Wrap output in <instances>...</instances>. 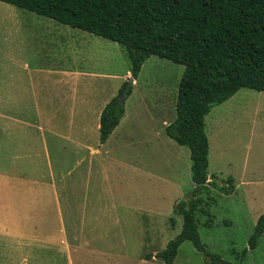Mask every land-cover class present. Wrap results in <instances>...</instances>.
I'll use <instances>...</instances> for the list:
<instances>
[{
    "label": "rangeland",
    "instance_id": "rangeland-1",
    "mask_svg": "<svg viewBox=\"0 0 264 264\" xmlns=\"http://www.w3.org/2000/svg\"><path fill=\"white\" fill-rule=\"evenodd\" d=\"M51 24L69 28L0 1V88L3 92L15 81L8 67L23 74L22 64L25 60L31 63L32 56L46 65L58 61L62 50L55 48L52 52L46 38L40 37L50 32ZM74 30L89 35L80 29ZM102 40L110 44L107 53L115 60L90 62L86 69L97 71L103 67L106 73L115 71L119 75L129 70L125 48L117 42ZM93 53L104 57V52L97 49ZM183 70L182 64L150 56L124 100V117L106 142L99 146L95 131L89 136L88 141L92 139L97 148L95 153L54 152L51 148L49 168L39 141L34 138L39 134L37 129L13 131L15 146L19 142H24L25 147L29 144V151L16 153L23 155L21 161L31 167V176L42 174L45 179L50 175L60 176L59 186L68 189L69 194V180L78 178L77 212L70 216L65 201L62 207L66 238L72 244V264H164L155 254L181 230L182 218L174 214L173 208L178 201L189 198L193 188L189 149L178 145L164 131L176 115L174 105ZM16 75L17 82L21 83L22 76ZM45 78L43 92L47 94L53 85L50 76ZM95 82L100 85L96 87V94H101L97 100L102 101L123 84V80L114 77L95 79ZM205 130L211 177L199 195L202 199L201 210L197 212L200 239L207 250L232 264H264V234L254 249L248 247L256 220L264 214V91L244 87L230 99L214 105L205 116ZM28 140L31 142L27 144ZM6 142L7 139L0 144V151L6 148ZM36 152H41L39 160L44 167L41 170L36 169L33 160ZM76 155L85 159L80 158L76 164ZM229 177L233 179L234 189L226 194L224 190L230 189ZM47 200L50 203L47 202L39 231L46 228L48 220L55 228L59 227L53 196ZM61 247L38 249L42 254L37 257V264H64ZM244 249L247 252L242 256ZM10 261L7 263L11 264ZM173 264L210 263L186 240L180 245Z\"/></svg>",
    "mask_w": 264,
    "mask_h": 264
},
{
    "label": "trees",
    "instance_id": "trees-1",
    "mask_svg": "<svg viewBox=\"0 0 264 264\" xmlns=\"http://www.w3.org/2000/svg\"><path fill=\"white\" fill-rule=\"evenodd\" d=\"M0 1L117 42L127 52L134 79L150 56L184 66L174 105L176 115L164 131L189 149L193 188L189 198L173 208L182 218L181 230L155 256L164 264H173L180 245L189 240L210 264H232L207 250L198 232L199 195L209 178L205 116L241 88L264 91V0ZM126 84L127 80L101 111L100 144L124 117V103L118 98ZM227 181L230 189L224 190L226 194L234 188L233 179ZM263 234L261 214L248 238L249 249L256 247ZM246 252L244 249L242 256Z\"/></svg>",
    "mask_w": 264,
    "mask_h": 264
},
{
    "label": "crops",
    "instance_id": "crops-1",
    "mask_svg": "<svg viewBox=\"0 0 264 264\" xmlns=\"http://www.w3.org/2000/svg\"><path fill=\"white\" fill-rule=\"evenodd\" d=\"M50 28H46L49 33L40 37L46 38L52 52L55 48L62 50L58 61L53 60L52 64L48 61L49 64L46 65L32 56L31 63L25 60L22 64L23 74L8 67L9 72L14 73L15 81L10 82L6 92L0 88V121L3 122L0 144L7 139L6 148L0 151V264H8L10 259L11 264L13 259L16 260L15 264H37V257L42 254L38 249H50L59 245L62 246L60 249L63 251L64 264H72V244L66 238V228L62 220L63 201L65 209L72 217L79 208L78 178L69 180V194L68 189L64 190L59 186L62 182L60 176L50 175L46 179L42 174L31 176V167L23 164V155L16 153L29 151L28 143L31 141H27L29 148L24 146V142L15 146L13 131L27 127L37 129L39 134H35L37 136L34 138L38 139L39 149L42 150L47 161L45 164L49 168L48 154L51 148L54 152L64 150L78 154L85 150L95 153L97 148L92 139L89 142L88 138L94 131L99 138L101 111L120 88L116 93H110L104 101L101 98L97 100L101 94H96V87L99 88L100 85L96 84L95 79L114 77L124 82L130 76L127 69L122 75L115 71L106 73L103 67L97 71L86 69L90 62L115 60L107 53L110 44L102 40L105 38L92 33L89 35L93 36H89L71 26L63 28L51 24ZM95 49L104 52V57L94 54ZM16 74L22 76L21 83L17 82ZM45 75L51 77L49 79L53 85L47 94L43 92L44 83L47 81ZM104 143L100 144L99 140L97 142L99 146ZM34 154L35 167L41 170L44 168L39 160L41 152ZM80 158L76 155V164ZM32 191L34 194H31ZM50 196H53L56 205L54 211L59 217V227L55 228L53 222L48 220L46 228L39 231L40 221L47 211V202L50 203L47 197L50 200Z\"/></svg>",
    "mask_w": 264,
    "mask_h": 264
},
{
    "label": "water",
    "instance_id": "water-1",
    "mask_svg": "<svg viewBox=\"0 0 264 264\" xmlns=\"http://www.w3.org/2000/svg\"><path fill=\"white\" fill-rule=\"evenodd\" d=\"M133 80H134V78L130 76L128 81H127L126 86L124 87V89L122 91V93L119 95L118 101H119L120 104L124 103V100H125V98L127 96V93H128V90L130 89L131 84L133 83Z\"/></svg>",
    "mask_w": 264,
    "mask_h": 264
}]
</instances>
